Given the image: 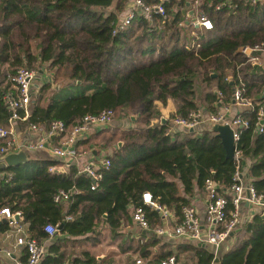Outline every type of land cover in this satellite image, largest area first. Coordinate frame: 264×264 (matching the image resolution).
Segmentation results:
<instances>
[{
	"label": "trees",
	"instance_id": "16d2710c",
	"mask_svg": "<svg viewBox=\"0 0 264 264\" xmlns=\"http://www.w3.org/2000/svg\"><path fill=\"white\" fill-rule=\"evenodd\" d=\"M145 1L161 2L166 17L136 15L114 32L128 0H0L2 125L10 116L5 98L13 90L9 77L20 67L36 66H45L51 79L33 92L26 124L47 126L59 119L68 131L86 114L111 109L114 120L129 118L130 112L134 126L139 125L105 126L77 142L78 151H88L96 143L106 149L121 137V145L116 142L114 151L103 157L110 166L100 167L102 179L95 189H90L91 178L79 172L76 163L49 155H29L26 162L0 172V208L19 212L30 237L43 242L47 238L43 225L51 222L58 227V233L44 244L40 264H62L71 247L98 243L101 225L118 235L120 252L148 258L149 247L157 240L143 236L135 240L125 231V223L134 224L131 208L142 204L143 192H150L179 222L182 206L190 203L195 189L204 190L205 179L216 181L222 192L229 188L236 162L226 157L221 139L209 127L198 134L185 130L171 134L170 119L161 124L155 106L172 100L176 108L169 118L187 116L199 107L196 87L201 81L214 85L202 94L207 112L219 109L214 104L216 90L226 103H232L235 87L252 100L251 109L239 112L249 120L238 140L240 170L256 192L264 194V123L260 132L254 131L257 110L264 102V62L252 64L240 51L244 46L264 45V0ZM189 10L212 22V28L204 30L197 54L184 49L190 40V18L196 16H189ZM153 119L158 122L152 124ZM57 166L64 170H50ZM60 190L70 196L56 203L53 198ZM145 214L150 226L163 223L159 210L145 206ZM7 227L0 222V230ZM124 235L129 238L123 239ZM233 235V244L217 254L197 243L178 245L177 251L193 252V264H264V208H257L250 218L241 215ZM171 254L167 250L148 264ZM70 263L117 261H98L84 247L71 256Z\"/></svg>",
	"mask_w": 264,
	"mask_h": 264
},
{
	"label": "built area",
	"instance_id": "2783aa9c",
	"mask_svg": "<svg viewBox=\"0 0 264 264\" xmlns=\"http://www.w3.org/2000/svg\"><path fill=\"white\" fill-rule=\"evenodd\" d=\"M261 0H251L256 3ZM196 0L195 3H198ZM220 5H217V8ZM159 14L166 17V12L161 2L146 3L145 0H131V4L126 10L123 17L119 20L115 30L124 29L136 15H144L147 19L151 14ZM181 24V23H180ZM189 24L192 26L190 30V40L184 44L186 51L194 54L198 53L201 46V38L204 30L212 28V22L204 16H193L190 18ZM241 53L248 57V61L252 64L264 62V45L256 44L253 47L244 46L240 49ZM258 52L259 54H256ZM263 56V57H262ZM36 71L27 67H20L9 77L12 91H9L5 98L10 109V116L7 124L0 123V159L10 153L24 150L27 152L46 151L52 158L61 161H72L76 164L79 159V151L76 144L79 140L87 138L97 128H103L111 125L114 120V114L111 109L103 110L97 114H86L68 131H65V124L62 120H52L47 126L35 122H28L27 128L31 136L18 137L15 132V124L18 121H26L31 112V96L35 89L39 86L36 84ZM241 82V81H240ZM264 94V92H263ZM232 98L235 103H226L223 100V94L220 90H216V102L219 109L213 112H207L204 107H198L187 114L185 117L175 116L169 120V128L174 132L185 130L192 133H200L204 129H211L213 124L228 125L232 131L234 140V161L236 162L235 171L232 174V184L225 192L221 191L219 184L207 178L204 181L205 198V217L203 220L199 218L195 208L189 203L181 208L180 221L173 227L171 234L185 237L189 242L204 244L211 246L213 253L217 254L221 245L226 242L231 233L236 230L241 220V207L244 202L255 208H264V194L257 193L252 185L250 178L240 170L241 151L238 148V140L241 132L249 126V120L244 118L239 112H232V106H238L241 110L251 109L253 107L252 100L242 96L240 88L233 89ZM264 117V102L259 106L256 115V123L254 131L256 133L262 130L261 119ZM55 140V143L52 140ZM110 160L103 158L99 165L92 161L86 162L79 172H84L91 178L90 189L98 187L102 179V170L108 169ZM52 169V168H50ZM70 193L60 190L55 194L53 200L56 203H63L68 200ZM141 205L132 207L131 219L133 223L143 230H152L155 234H164L162 228L151 227L145 214V206L162 212L163 217L166 216V210L161 208L150 192L145 191L141 195ZM19 212H12L9 207L0 208V216L7 221L10 227L15 230V243L23 246L26 251V259L21 264H40L42 256L45 252L43 242H39L35 238L25 232L23 225L15 218ZM251 217V216H250ZM249 217V218H250ZM69 219V217H66ZM47 235L46 240L54 237L58 233L57 225L47 222L42 227ZM136 264H140V258L136 259ZM62 264H68L64 262ZM150 264H185L179 261L175 255L171 254L159 261H153Z\"/></svg>",
	"mask_w": 264,
	"mask_h": 264
},
{
	"label": "crops",
	"instance_id": "0c3cea01",
	"mask_svg": "<svg viewBox=\"0 0 264 264\" xmlns=\"http://www.w3.org/2000/svg\"><path fill=\"white\" fill-rule=\"evenodd\" d=\"M130 4H131V0H128V2L126 3V6H125V10H124L125 12L128 9V7L130 6ZM124 14L125 13L120 14V19L123 17ZM194 15H196L195 12H194ZM40 80L41 79L38 77L37 78V81H39L38 84L42 83ZM155 105L158 109L160 118L163 117V118H165V120L168 119V117L171 115V113H173L175 111V108H176L175 104L172 100H168V102L165 106H163L159 102H155ZM241 109L242 108L238 107L237 105L232 106V112H237V111L240 112ZM128 116H129V118H131V116L134 117V114H129ZM156 120H158V119H153L152 124H155ZM99 129L97 128L92 133L97 132ZM15 132L18 135V137H21V138H22V136L23 137L31 136L33 134V133L29 132V130L27 128V124L25 123V121H18L15 124ZM118 145H119V142H118ZM95 148L96 147L91 148L89 151L83 150V149L79 150L80 156H79V159L77 160L78 161L77 166L79 167V169L82 168V166L88 161H92L95 164H99L100 160L103 159V157L109 155L110 153H112L114 151L113 150L114 147H112V146L104 149L100 145L99 148H96V149ZM25 152H27V151H25ZM27 154L35 156V157H43L45 155H48V153L46 151L27 152ZM51 168L52 169H50V170H58L59 168L61 171L64 170V166H60V167L57 166V167H51ZM205 198H206L205 190L195 189L193 195L189 199L190 204L195 208L197 215L199 216V218L201 220H203L205 217ZM256 209L257 208L252 207V206L248 205L246 202H244L243 207L240 210L242 218L243 217L249 218L250 216H252V214L254 213V211ZM131 211H132V208H131ZM160 213L162 214V212H160ZM0 222L7 223V221L4 218H2L1 216H0ZM18 222L23 225L25 232H27V230H26L27 225L22 222V218H21V221H18ZM125 224H126V226L129 224H131V227L133 226L132 227L133 230H131V232H130V236H129L130 238L137 240V238L140 239V236H143L145 239L151 237V238L157 240V244L149 247L150 248V255L148 258H142L138 255V253H133L132 251H128V252H124V253L120 252L118 249V246H117V241H116V244H114L116 247V250H113V252L110 255H107V259L111 258V256H112V258H114L118 264H134L133 261H136V259L139 257L141 260L140 264H148L149 259H156L157 260L159 256H161L164 252L169 250L172 252L173 255L176 256V258L179 261H181L185 264L191 263V262H189V263L186 262V259H185V257H186L185 255L187 253H191V255H189L193 259L191 264L195 263L196 258L194 256L193 252H190V251H182L181 252L179 250V253H178V251H177L178 245L187 244V243L189 244L192 242H189L185 237L176 236V235L171 234V232L173 231V227L176 224H178L177 216H174V214L171 211L166 210V216L163 217V223L159 226L157 225L159 228H162L163 231L165 232L163 235L162 234H155V232H153L152 230L139 229L135 224H132V222L130 220ZM154 227H156V226H154ZM129 237H128V235H124L123 239L126 240ZM99 239H100V241L98 243H96V244L86 243V244H84V247L89 249V251L92 252V250L95 248V246L102 242L103 237L100 235ZM234 240H235L234 235H231L230 238L221 245V249L226 250L227 248H229L233 244ZM46 241H47L46 239L43 240V243L45 244ZM206 247H208L210 250L212 249L211 246L206 245ZM115 255H116V257H115ZM95 256H96L98 261H101L104 258V256H99V255H95ZM25 259H26L25 248L23 246H18L15 243V230H14V228L9 226L4 230H0V264H21L22 262L25 261ZM64 260H65L64 262L71 264L68 255H67L66 259H64ZM135 264H136V262H135Z\"/></svg>",
	"mask_w": 264,
	"mask_h": 264
},
{
	"label": "rangeland",
	"instance_id": "374dc122",
	"mask_svg": "<svg viewBox=\"0 0 264 264\" xmlns=\"http://www.w3.org/2000/svg\"><path fill=\"white\" fill-rule=\"evenodd\" d=\"M32 69H34L36 71V76H37V78L39 77L41 79L40 81L42 83L43 82H46V81H50V79H51V73H50V71L45 66H41V67L36 66V67H33ZM38 83H39V81H37V79H36V84H38ZM213 86L214 85H209L208 83H205L203 81H201V82H199L197 84V87H196V100H197V104L200 107H204V105L202 104V102H203V96H202V94L205 93L207 90H209L210 87L213 88ZM156 109H157V107H156ZM157 111H158V109H157ZM126 114L129 115V114H133V113L127 112ZM133 119L135 120V118H133ZM168 119H169V117H168ZM134 120H130V118H115V121L111 125L112 126H115V127L118 126L121 129H128V128H131V127L134 126V124L132 122ZM155 122L157 123L158 120H156ZM111 125H109V126H111ZM137 125L138 124H136L134 127H137ZM103 128H105V127H103ZM103 128H101V129H103ZM101 129H99V130H101ZM173 132L174 131L172 129H170V133L172 134ZM194 134H196V133H194ZM119 138H121V137L118 135V137L116 138L115 141L122 143L121 140L118 141ZM116 142H114L110 146H112V147L115 148L116 147ZM90 147L91 148H94V147H97L98 148V143H96V144H90ZM101 227H102V229L99 230L101 232L99 234V236L101 235L103 237V240H102L101 243H99L98 245L95 246V248L92 250V252L95 255L104 256L103 259L107 260V255H110L113 252V250H116V247H115L114 244H116V241L118 240V238H117L118 235H115L114 236V234H112L107 227L105 228L104 225H101ZM132 227H131V224L127 225L125 227L126 228L125 231L128 232V233H130L131 230H133ZM82 248H84V244H80V246L77 245V246H74V247H71L70 249H68L67 255L69 256V259H71V256L73 254L79 252ZM189 255H191V253H187L185 255L186 256L185 257L186 262H188V263L191 262L192 263L193 259ZM115 257H116V255H115ZM111 258H112V256H111ZM111 258H109V259H111Z\"/></svg>",
	"mask_w": 264,
	"mask_h": 264
},
{
	"label": "water",
	"instance_id": "95a60500",
	"mask_svg": "<svg viewBox=\"0 0 264 264\" xmlns=\"http://www.w3.org/2000/svg\"><path fill=\"white\" fill-rule=\"evenodd\" d=\"M187 6H189V3H187ZM188 15L193 16L194 12L193 10H189ZM232 103H235L234 98H232ZM134 117L131 116V120ZM161 124L165 123V118H160ZM261 123H264V117L260 121ZM211 130L221 139V143L223 145V148L225 150L226 157L233 160L234 159V140L232 138V131L228 125H222V124H213L211 126ZM192 129L189 130V132L192 133ZM121 145V142H119V146ZM28 154L24 150H20L18 152L10 153L4 156L2 159H0V172L6 169L10 166H15L19 163L26 162L28 160ZM14 218L17 221H21V217L19 215H15ZM236 230H234L231 235L235 233ZM201 246H204V244H199ZM217 261V259L215 260Z\"/></svg>",
	"mask_w": 264,
	"mask_h": 264
}]
</instances>
